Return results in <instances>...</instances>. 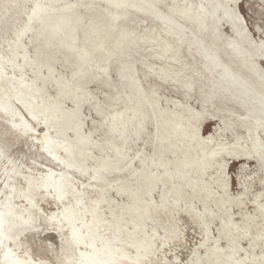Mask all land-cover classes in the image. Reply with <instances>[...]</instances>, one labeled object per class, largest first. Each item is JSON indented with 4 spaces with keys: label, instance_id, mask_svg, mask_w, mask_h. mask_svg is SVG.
Returning <instances> with one entry per match:
<instances>
[{
    "label": "rangeland",
    "instance_id": "obj_1",
    "mask_svg": "<svg viewBox=\"0 0 264 264\" xmlns=\"http://www.w3.org/2000/svg\"><path fill=\"white\" fill-rule=\"evenodd\" d=\"M40 2L0 0V61L7 65L0 97L7 93L14 116L0 106V264H232L224 262L231 251L223 232L227 223L236 235L249 227L237 237L235 258L252 254L255 264H264V237L255 240L258 246L252 243L264 225L258 210L264 205V161L231 160L226 153L233 150L227 144L239 138L251 141V125L243 116L252 110L264 118V113L252 94L220 89L228 87V78L205 57L208 47L244 80L256 85L254 71L264 79V0H145L154 9L140 7L139 0H126L118 8L106 0H56L48 18L65 15L63 8L69 6L74 13L66 17L80 21L72 30L57 32L43 28L38 18L29 22ZM188 7L194 8L189 18L173 13ZM16 48L18 56L13 58ZM12 77L32 85L36 118L20 102L23 88L11 82ZM67 84L84 97L77 100L67 92ZM137 100L145 103L138 136L134 132L140 117L132 120L129 108ZM178 101L203 114L199 126L204 139L213 138L211 147L223 144L228 149L222 155L230 159L228 188L219 189L216 183L214 189L218 198H236L231 204L220 208L212 197L207 201L204 192L197 197L196 189H182L186 198L192 197L196 212L191 215L203 220L166 203L171 197L164 196L167 187L161 180L151 200L146 197L150 204L134 202L130 194L144 187L139 174L157 160V128L163 122L156 115L179 111ZM57 102L62 111L79 110L76 122L89 138L82 168L71 163L64 150L76 143L75 126L62 137L57 130L61 120L47 122V115L39 113ZM259 134L264 144V129ZM110 164L116 170H101ZM216 169L209 172L210 182L220 176ZM121 184L129 192L119 191ZM135 205L143 223L135 220ZM207 222L209 240L204 236ZM135 236L149 248L138 252L131 238ZM216 247L222 254L210 257ZM110 250L118 256L107 262Z\"/></svg>",
    "mask_w": 264,
    "mask_h": 264
},
{
    "label": "bare ground",
    "instance_id": "obj_2",
    "mask_svg": "<svg viewBox=\"0 0 264 264\" xmlns=\"http://www.w3.org/2000/svg\"><path fill=\"white\" fill-rule=\"evenodd\" d=\"M45 1L46 0H41L40 3L34 5V10H33L31 18L29 19V22H31V20H33V19L38 18V21L41 20V23H43L42 24L43 28H47L49 30L52 29L53 31L56 30V32H57V30H61V31L72 30L73 27L80 22L77 20H71L70 18L66 17L67 15H71L74 13L73 8L69 7V6L63 8L67 12L65 15L60 13L56 17L50 16V18H48L49 17L48 10H50L49 12H51V9L54 10V8L52 7V3L54 4V2H56V0H50V1L48 0L49 3L44 4ZM106 1L107 2L109 1L115 8H118L122 4L126 3L125 2L126 0H106ZM139 2L142 3V5L140 7L145 5V6H149V7L153 8V6H154L149 2H148V4H146L145 0H139ZM155 4H157V3H155ZM221 6L223 7L224 11L227 12V14L232 13V10L230 8H228L227 6H224V5H221ZM49 7H51V8H49ZM201 8L204 9V7H202V6H201ZM193 9H194L193 7H188L185 9H177V10L174 9L173 13L176 11V12L180 13L182 15V17L184 15L185 17L189 18L190 13H192ZM42 14L45 15V17H42L41 16ZM55 14H57V13H55ZM76 17H78V16H76ZM95 19H94V21H96ZM234 19H235L234 20L235 26L237 29H239V24H238V20H237L238 18L237 19L234 18ZM52 21H54V22L52 23ZM28 28L30 29V27H27V29ZM71 41L74 42L73 36H71ZM234 43H235V41L232 42V44H234ZM237 47L235 46V51L238 52L237 55L239 57H243L242 56L243 53L238 51ZM99 48H100V46H99ZM17 49L18 48H16V50L14 51L13 58H16L18 56V50ZM205 53H206L205 57H206L207 61H209V63L211 62L216 67L221 68V71H223L225 78H228V81H227L228 87L227 88H224V87L221 88L220 87V89H224V90L232 93L231 91H232V87H233L234 89L236 88L235 90L237 92L242 93L245 96L252 94L254 96L253 99L262 108L259 111L264 113V109H263L264 108V79H263V77L258 75L257 71H254L256 76H258V83L256 85H254L251 82L241 78V76L239 74L235 73L233 69H231L226 63H224L220 59V57L217 53L210 51L208 47H207V50ZM27 62H28V60H27ZM6 67H7V65L3 62V60H1L0 61V80L3 78V76L5 74ZM80 74L77 73L76 75H80ZM10 81L18 84L20 87L23 88V92H22L23 94H22V98L20 99V102L24 105V107L28 111H30L31 115L34 118H36L38 116V113L36 114L34 111L38 110L39 108H37L35 106L36 105V102H35L36 97L34 95L35 91H34L32 85L31 84L27 85L26 81H23L22 79H20L18 77H12V78H10ZM66 86H67L66 88L68 89L67 92L75 94L77 100H80L79 97H82V96L84 97L83 93L82 94H78V93L76 94L74 89L69 88V84H67ZM240 89H242L243 91H241ZM75 90H77V89H75ZM1 91L2 90H0V93H1ZM4 93H5V91L3 92V94H1V97H0V106L13 119L14 116L10 110V102H9L10 98L9 97L5 98V95L7 93H5V94ZM156 101L158 103V100H156ZM147 103H149V101ZM135 105L136 106H132L129 108L132 112V116H131L132 120H135L138 117H140V122H139L140 125L136 128V131L134 132L135 135L138 136L140 130H142L143 122L145 121V115L142 113V108L144 107L145 103L141 100H137ZM175 106L179 107L180 110L177 112L162 110V112H159L158 115H156V117L163 122L162 127L157 128V140H158L157 153H156L157 160H152L150 162V164L147 165L148 167L146 169H144V171L139 174V178H141L146 183L143 185L144 187H141L144 189L140 188L138 190V192L131 191L132 193H130V194H131L134 202L140 203V202L146 201L148 204H150L151 201L148 202V200L149 199L151 200V198L153 196V192H154V189L156 187V183L161 180L162 184L165 187H167L165 189L164 196L165 197H168V196L171 197V200H167V199L164 200L166 203L173 206V208L174 207L180 208V206H181L184 209V211L189 215V217L191 216V219L192 218L195 219L197 217L199 220H203V217L201 218V215L197 216V213L194 216L191 215L192 212H193V214H195L194 212H196V209L193 206V202L191 199L192 197L186 198L185 197L186 195L184 194L185 191L183 192L182 189L184 187L185 188L190 187L194 190L196 189L197 193L195 195L197 197L199 195L198 193L204 192L205 198L207 199V198L212 197L213 201H215L216 205H219L220 208L221 207L224 208L227 205L231 204L232 201L236 198L230 196L229 194H227L228 195L227 197L218 198V196L216 194V190L214 189V184H216V183H218L217 185L219 186V189L228 188V181H227L228 176L226 175V169L229 166V160L230 159L228 161H226L222 157L223 151H228V149L225 148L223 144L216 145L215 147H217L218 149H215L214 146L211 147L213 138L204 139L202 137L201 129L199 126V121L201 120L203 114L201 112H199V110H196L195 108H192L189 104H184L180 101L176 102ZM39 107H41V106H39ZM255 108L257 109V107H255ZM248 111H250V110H248ZM39 113H44L47 115V117H46L47 122H49V120L51 119L52 121L59 123L61 120L62 124H59V125L57 123L56 124L59 126V128L57 129L58 135H60L62 137L66 136L65 134L67 133L68 129L72 128L71 126H75L74 134H75V138H76V143H75V145L73 144V146H66L64 148V150L66 151L68 158L70 159L71 163L74 162V164L77 165V167L82 168L84 149H85L84 145L86 144V141L88 142L89 138H88V136H85L83 134V132H82L83 130H81V125L76 122L77 116L79 114V110L76 109V110L66 111V112L62 111L61 103L57 102V104L54 107H48V106L46 107L45 106ZM59 113H61L62 117L59 116ZM239 118H241V117H239ZM242 121L251 125L249 128H247L248 137L250 138L251 141L249 142L245 138H239L233 144H231V143L227 144V146L233 147L232 151L230 150V151L226 152L227 156L230 157L231 160H237L239 158H246V159L259 158V160L261 159L264 161V144H263V142L261 140V136L259 134V129L260 128L264 129V123H263L264 118L257 117L256 114H253V111L251 110L250 112H248V114L243 116ZM126 126H127V122L125 121L123 124V128L126 129ZM124 134H125V132L122 131V133L120 134V137L124 138ZM124 141H125V139H124ZM236 148H238L239 151ZM115 149H116L118 156H121L124 158V155H123L122 151L120 150V148L116 147ZM167 154L173 156V158H175V160L174 161L168 160ZM143 164L145 165L146 162H143ZM170 165L173 166V169L170 168L171 167ZM214 167H217L216 170L220 174V176H218L215 179L216 180L215 182H210L211 176L209 175V172ZM108 168H109V170L110 169L116 170V165L115 164H110L107 166L105 165V166H102L101 170L108 172ZM206 175H207V181L205 180ZM176 180L179 181V183H176L175 182ZM118 190L122 191V192H126V193L128 191L125 189L124 186H122V184L119 186ZM223 192H225V191L223 190ZM221 194H223V193H221ZM223 196H224V194H223ZM146 197H148L149 199L148 198L146 199ZM207 201H208V199H207ZM136 205H137V203H136ZM136 205L133 208L131 206L133 213L136 212L134 214L135 220H137V222L143 223L144 217L141 214H138V209L136 208ZM258 207H259L258 210H260V212L262 214L263 221H264V205L260 204V205H258ZM206 211H207L208 215L212 214V210L210 209V207L206 208ZM193 223H195V222L193 221ZM229 225L230 224L227 223V224H225V227L223 228L224 235H226L227 238H229V242L231 243V248H230L231 251L229 250L228 255L227 254H226L227 256L225 255L227 257V259H224V262H225V260L226 261L230 260V261H234V263H232V264H247L246 262L249 261L252 264H255V260L257 258L256 255L251 254V256H248L244 260L235 258V255L238 253L237 237L242 235V234L243 235L247 234L248 233L247 230H249V227L242 228L243 233L236 235V234L231 233L229 231V229H228ZM191 228L192 227H190V229ZM226 229H228V231ZM239 229L240 228H236V230H239ZM143 231L144 230L141 229V232H143ZM204 236L207 237V240L210 239L209 238L210 237V228H209L208 222H207V229H204ZM254 236H256V238L254 240H252V243H253V246L256 247V246H258V243H256L255 240L256 239L261 240L262 237H264V225L261 227L259 233L255 234ZM131 238L133 239V242L135 243V247H136L138 252L145 251V250H147V248H149L148 247L149 244H145L143 240L136 238V236L131 237ZM218 252H219L218 247L214 248V250L210 251V254H211L210 257L219 256L220 253L218 254ZM117 256H118L117 252L110 250L106 253L105 258L107 259L106 260L107 262H110ZM210 257L207 258V260L210 259ZM121 259H123L124 261L128 260V258L125 257V255H122ZM263 259H264V256H263ZM215 260H217V259H215ZM220 261L223 262V259Z\"/></svg>",
    "mask_w": 264,
    "mask_h": 264
}]
</instances>
